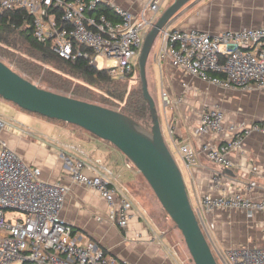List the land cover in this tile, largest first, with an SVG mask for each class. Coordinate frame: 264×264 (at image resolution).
<instances>
[{"label":"built area","instance_id":"1","mask_svg":"<svg viewBox=\"0 0 264 264\" xmlns=\"http://www.w3.org/2000/svg\"><path fill=\"white\" fill-rule=\"evenodd\" d=\"M109 7L110 16L102 9ZM6 10H23L32 21V35L39 42L49 41L59 57L90 59L97 69H105L116 79L134 74L147 32L157 21V0H147L138 13L106 0H0V15ZM154 60L168 58L174 67L212 86L224 90H264V27L226 30L214 34L174 25V17L159 30ZM186 86V83H183ZM164 105L170 103L161 92ZM224 110L206 106L200 116L198 133L223 130ZM5 123L0 119V264H129L89 238H79L73 227L60 217L68 186L41 179L38 167L29 166L1 138ZM231 138L216 145L209 142L200 152L222 167L232 165L231 154H242L245 136L250 131L264 134V124H232ZM184 166L191 170L198 152L187 144H176ZM100 172L82 160L65 158L70 179L91 188L107 204L108 219L125 229L131 218L132 203L109 179L111 171L103 163ZM252 167V171H256ZM216 186L219 179L214 177ZM255 181L244 188L255 189ZM221 188V187H220ZM203 194L192 206L207 238L204 213L214 209L243 211L248 218L264 211V188L253 198L240 192ZM16 210L23 218L8 220L7 212ZM212 227V223H209ZM207 241L218 264H264V241L256 246L221 248Z\"/></svg>","mask_w":264,"mask_h":264},{"label":"crops","instance_id":"2","mask_svg":"<svg viewBox=\"0 0 264 264\" xmlns=\"http://www.w3.org/2000/svg\"><path fill=\"white\" fill-rule=\"evenodd\" d=\"M138 13L147 0H106ZM163 11L172 0H157ZM174 25L183 29L194 28L214 34L226 30L249 27H264V0H192L174 16ZM152 74L156 89L157 111L162 132L168 148L182 172L192 206L203 194L217 195L223 188L227 194L240 192L257 198L264 188V134L250 131L244 140L242 154H231L232 165L222 167L209 161L199 150L203 143L220 144L236 132L232 124L253 122L264 124V92L262 90H224L212 86L174 67L168 58L160 63L154 60ZM157 66V67H156ZM186 83V86H183ZM166 91L170 103L164 105L161 92ZM229 92L232 112L226 111L228 102L218 97ZM242 92V93H241ZM216 94V95H215ZM248 95L251 99H247ZM256 96L259 100H254ZM258 99V98H256ZM248 101V103H247ZM262 102V111L252 113L248 104L255 108ZM220 106L225 112L223 130L198 133L199 116L206 106ZM227 112V113H226ZM0 119L5 128L1 133L8 146L29 166L38 167L41 179L68 186L61 219L75 228L79 238L94 240L99 246L129 264H175V249L154 224L134 190L140 186L141 175L132 163L114 146L93 137L87 132H78L60 123L26 112L0 97ZM176 144H187L198 152L197 162L188 170L176 151ZM82 160L89 168L100 172L103 163L111 171L109 179L120 193L132 203L131 218L125 229L113 224L107 215V204L97 192L73 182L65 170V158ZM256 167V171H252ZM184 172V175H183ZM214 177L219 179L216 186ZM255 181V189L244 187ZM221 187V188H220ZM209 242L217 247L256 246L264 241V211L248 218L241 210L214 209L203 216ZM212 223V227L209 226Z\"/></svg>","mask_w":264,"mask_h":264},{"label":"water","instance_id":"3","mask_svg":"<svg viewBox=\"0 0 264 264\" xmlns=\"http://www.w3.org/2000/svg\"><path fill=\"white\" fill-rule=\"evenodd\" d=\"M192 0H172L147 32L138 57L140 88L151 117L150 132L130 116L97 103L57 93L31 82L0 59V97L40 116L73 124L117 148L143 176L180 231L194 264H218L196 218L182 172L165 141L146 62L157 34Z\"/></svg>","mask_w":264,"mask_h":264},{"label":"trees","instance_id":"4","mask_svg":"<svg viewBox=\"0 0 264 264\" xmlns=\"http://www.w3.org/2000/svg\"><path fill=\"white\" fill-rule=\"evenodd\" d=\"M101 11L109 16L111 14L109 7ZM0 58L8 59L9 63H12L13 70L31 82H37L40 87L44 86L45 89L57 93L68 94L76 99L118 110L136 120L146 132H150L151 117L148 105L142 97L141 88L140 91L128 92V83L134 80L132 74L127 75L123 80L116 79L105 69L94 67L88 57L80 56L71 61L59 57L51 49L49 41L39 42L33 37L31 16L23 10H6L0 15ZM135 73L138 74V66ZM73 79L81 84L73 86ZM95 89L106 98L99 101L93 92ZM122 102L125 104L121 109L113 107L114 104L120 105ZM88 134L96 137L91 133ZM73 229L76 231L75 228Z\"/></svg>","mask_w":264,"mask_h":264},{"label":"rangeland","instance_id":"5","mask_svg":"<svg viewBox=\"0 0 264 264\" xmlns=\"http://www.w3.org/2000/svg\"><path fill=\"white\" fill-rule=\"evenodd\" d=\"M166 1L168 2L169 0H166ZM160 13H161V11H160ZM157 44H158V39L156 38L155 41L153 42L151 49H150V52H149V55L147 58V62H146V75H147V81H148V89H149V92L155 101L157 100L156 89L158 88V84L156 86H154V80H153V74H152V65H153V52H154L155 48L157 47ZM2 61L5 62L6 64L8 63L7 65L12 67V63L10 64L8 59L2 58ZM132 77L134 78V80H132V82L128 83V92H130L132 90H139L140 91L139 70H138V74L134 73V74H132ZM34 83L37 84V82H34ZM75 84L80 85L81 83L78 80L73 79L72 85L74 86ZM41 87L44 88V86H41ZM93 92L99 101L106 98V96L101 95V92L99 90L95 89ZM261 92H264V90H262ZM228 93L229 92H224V94H222L218 98L223 99L224 101L228 102V107H226V105H225L226 103L224 104L223 107L226 109V111H228L230 113V112H232L231 110L233 108L232 104L230 103L232 95H229L230 93L229 94ZM251 97H254V95L253 96L248 95L247 99L249 100V99H251ZM256 98H258V99H256ZM256 98H254V100H256V101L259 100L258 96H256ZM107 100H109V99H107ZM110 102H112V101H110ZM247 103H248V101H247ZM124 104H125L124 102H122L120 105L114 104L113 107H115L117 109H121ZM248 106L251 107V109L248 108V111H251L252 113H256L258 111H262L263 104H262V102L260 104L257 102V106H255V108L252 107L250 104H248ZM54 122L60 123L64 126H67L68 128L77 130L78 132H86L82 128L73 126V125L65 123V122H60V121H54ZM166 142L169 143L167 136H166ZM175 160H177L176 156H175ZM183 175H184V172H183ZM134 193H136L135 197L140 201V203H141V205H142V207L146 213L145 215L147 217H149L150 220L154 224H156L158 229H160V231H162V233L166 236L163 239V243H165L167 240L173 246V248L176 250L175 251L176 253L174 256L175 264H194L191 260V256H190V254L186 248V245L184 243V240H183V237H182L180 231L176 228L174 223L171 221V219L165 213V211L161 207L159 201L157 200L156 196L152 192L150 186L144 180L142 175L140 178V186H138L134 190ZM6 218L8 220L13 221L14 218H23V214L21 212L13 210L12 212L6 213Z\"/></svg>","mask_w":264,"mask_h":264}]
</instances>
